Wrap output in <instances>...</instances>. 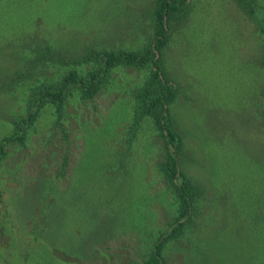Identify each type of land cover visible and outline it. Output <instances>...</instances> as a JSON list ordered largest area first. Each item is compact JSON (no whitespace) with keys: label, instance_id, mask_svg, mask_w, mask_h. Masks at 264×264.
Wrapping results in <instances>:
<instances>
[{"label":"rangeland","instance_id":"rangeland-1","mask_svg":"<svg viewBox=\"0 0 264 264\" xmlns=\"http://www.w3.org/2000/svg\"><path fill=\"white\" fill-rule=\"evenodd\" d=\"M155 0H0V138L32 91L98 51L140 50ZM264 0H186L156 55L175 87L177 168L199 188L162 264H264ZM142 67L111 66L90 96L67 83L0 160V264H138L174 223L176 194L159 170L164 137L136 112Z\"/></svg>","mask_w":264,"mask_h":264},{"label":"trees","instance_id":"trees-1","mask_svg":"<svg viewBox=\"0 0 264 264\" xmlns=\"http://www.w3.org/2000/svg\"><path fill=\"white\" fill-rule=\"evenodd\" d=\"M243 10L252 13L254 0H238ZM186 4V0H155L153 7L154 35L151 44L140 50L116 49L98 51L100 65L85 75L75 70H68L62 79L52 87H41L32 91L28 99L26 114L14 121L15 132L0 138V160L3 156L4 143L10 140L22 141L24 130L35 118L39 108L47 100L53 102L59 110L67 83H76L84 96H90L98 87L107 70L116 64H130L142 67L150 61L147 79L136 91V112L149 115L161 135L164 137L165 157L158 167L163 177L171 185L176 194V215L174 223L153 242L147 256L138 264H162L160 253L164 242L180 234L184 225L182 218L190 215L192 202L199 195V188L177 168L176 153L181 146V137L171 124L168 105L175 96V87L160 70V58L156 55L167 41L166 24L172 15ZM259 29L264 33V14H260Z\"/></svg>","mask_w":264,"mask_h":264}]
</instances>
